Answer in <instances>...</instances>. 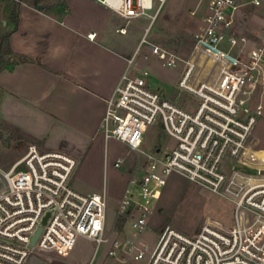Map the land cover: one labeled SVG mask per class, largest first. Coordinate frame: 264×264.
<instances>
[{"label":"built area","instance_id":"1","mask_svg":"<svg viewBox=\"0 0 264 264\" xmlns=\"http://www.w3.org/2000/svg\"><path fill=\"white\" fill-rule=\"evenodd\" d=\"M94 1L128 20L143 15L154 20L164 0L154 15L155 0ZM202 1L206 13L179 82L197 99L196 108L152 90L147 71L129 75L134 59L106 102L101 131L107 141L139 152L155 126L177 141L172 150L145 154L119 205L118 218L136 235L113 243L109 255L116 264H264V160L251 140L264 119L258 97L264 86V0ZM247 9L253 10V25L241 31L242 20L250 19ZM150 48L169 67L181 60L160 46ZM121 166V160L115 162ZM77 168L73 156L34 144L9 168L0 167V264H26L34 253L65 256L78 237L93 240L97 248L105 242L107 193L84 194L72 187ZM173 174L221 201L196 236L166 226L146 242L154 205Z\"/></svg>","mask_w":264,"mask_h":264},{"label":"crops","instance_id":"2","mask_svg":"<svg viewBox=\"0 0 264 264\" xmlns=\"http://www.w3.org/2000/svg\"><path fill=\"white\" fill-rule=\"evenodd\" d=\"M6 1L9 9L2 15ZM60 2L65 5L54 6L46 12L21 0H0L1 34L14 31L11 17L14 11L19 15L18 29L11 37L16 63L0 73V100L5 110H12L20 101L39 106L53 124L62 127L65 141L58 148L48 150L37 146L76 158L75 178L90 185L82 186L84 194L105 191L108 201L109 195L114 199L118 212L139 166L131 171L123 186H106L103 176L110 169L111 161L109 141L101 125L106 102L134 59L145 34L130 40L127 38L130 32L123 22L126 18L94 0ZM201 3L204 2L199 0L196 11L192 12L199 14L195 31L206 13V6L199 13ZM93 34L96 37L91 39ZM149 233L148 228L143 238Z\"/></svg>","mask_w":264,"mask_h":264},{"label":"rangeland","instance_id":"3","mask_svg":"<svg viewBox=\"0 0 264 264\" xmlns=\"http://www.w3.org/2000/svg\"><path fill=\"white\" fill-rule=\"evenodd\" d=\"M48 6L56 3L55 0H44ZM199 0H164L154 20L148 16H139L126 19L127 38L144 36L146 42L140 44L133 65L129 70L131 76H144L152 90H159L167 99L189 110L196 108L197 99L179 88V82L185 70V60L190 58L194 48L193 33L198 20V15L192 14ZM160 1L155 0L154 15L160 6ZM8 1L4 4L2 15L8 11ZM199 13L205 11V4L201 3ZM246 19L242 28L248 24L253 25L252 9H247ZM203 22V21H202ZM200 23V25L202 24ZM247 24V25H246ZM147 30V31H146ZM245 31V30H244ZM146 32V33H145ZM157 45L175 54L181 60L176 67H169L167 62L154 54L150 45ZM264 107V86L258 94ZM0 99L2 95L0 92ZM0 100V167L9 168L27 151L30 145H38L42 149L58 148L65 139V131L57 123L53 124L51 118L44 111L26 101L15 103V108L5 110ZM264 160V119H260L251 137ZM177 141L168 135L160 126L151 127L146 133L143 145L139 152L130 150L124 144L110 140L108 143L110 169L107 171L106 186H123L128 181L131 171L145 162L146 153L154 152L157 148L172 150ZM117 158L122 159V166L115 167ZM114 163V164H113ZM141 164V165H140ZM140 171H138L139 173ZM71 185L76 190L84 193L82 186H90L73 176ZM110 194V192H109ZM218 197L208 190L193 183L180 174L169 177L168 186L163 190V196L157 204L156 211L150 217V235L142 238L144 241H154L158 231L170 226L184 235L196 236L209 210L213 208ZM107 235L105 242L97 248L96 242L85 237H78L71 251L65 256H51L34 253L26 264H116V259L109 255L113 243L130 234L135 236L131 224L126 223L117 216V204L109 195L107 212ZM124 231V232H122ZM135 262L134 264H144Z\"/></svg>","mask_w":264,"mask_h":264},{"label":"trees","instance_id":"4","mask_svg":"<svg viewBox=\"0 0 264 264\" xmlns=\"http://www.w3.org/2000/svg\"><path fill=\"white\" fill-rule=\"evenodd\" d=\"M27 4H32L35 7H39L43 5V10L49 12L54 6L60 7L61 5H65L60 0H55L56 3L53 6H48L44 3V0H21ZM11 21L14 25V31L1 34L0 33V73L6 69L12 68L16 63V53L14 52L11 45V37L12 34L18 29L19 26V15L17 11H14Z\"/></svg>","mask_w":264,"mask_h":264},{"label":"water","instance_id":"5","mask_svg":"<svg viewBox=\"0 0 264 264\" xmlns=\"http://www.w3.org/2000/svg\"><path fill=\"white\" fill-rule=\"evenodd\" d=\"M42 8H43V6L40 5V6H39V9H42ZM45 222H46V219H45L44 223H45ZM41 231H42V229H40V230L37 232L36 236L33 238V240H32V246H35L36 241H37L38 237L40 236Z\"/></svg>","mask_w":264,"mask_h":264}]
</instances>
